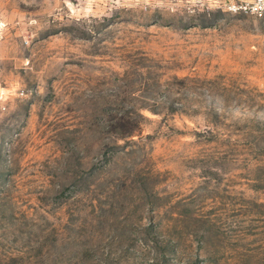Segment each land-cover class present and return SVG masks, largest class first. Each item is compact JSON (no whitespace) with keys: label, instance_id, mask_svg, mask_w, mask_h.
Masks as SVG:
<instances>
[{"label":"rangeland","instance_id":"rangeland-1","mask_svg":"<svg viewBox=\"0 0 264 264\" xmlns=\"http://www.w3.org/2000/svg\"><path fill=\"white\" fill-rule=\"evenodd\" d=\"M237 1L0 0V264H264Z\"/></svg>","mask_w":264,"mask_h":264},{"label":"built area","instance_id":"built-area-1","mask_svg":"<svg viewBox=\"0 0 264 264\" xmlns=\"http://www.w3.org/2000/svg\"><path fill=\"white\" fill-rule=\"evenodd\" d=\"M228 9L236 13H244L256 18H264V0H239L229 3Z\"/></svg>","mask_w":264,"mask_h":264}]
</instances>
